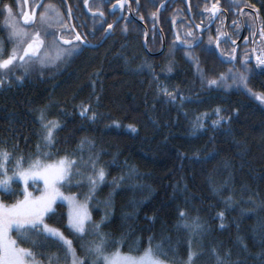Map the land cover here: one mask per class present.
<instances>
[{"label":"trees","instance_id":"obj_1","mask_svg":"<svg viewBox=\"0 0 264 264\" xmlns=\"http://www.w3.org/2000/svg\"><path fill=\"white\" fill-rule=\"evenodd\" d=\"M40 1L29 3L34 8ZM160 1L131 0L138 12L128 22L116 25L98 49L55 52L52 61L42 64L39 57L27 63L28 59L23 67L17 60L0 87V151L10 153V166L17 156L24 157V167L37 159H97L106 180L96 192L93 220L100 223V204H105L111 194L112 216L101 230L109 241L123 236V253L129 247L147 248L152 237L153 247L159 244L169 251L171 246L186 259L189 233L176 227L178 213L183 211L186 216H199L207 228L203 236L192 238L193 250L202 254L200 264H215V257L210 255L213 247L217 251L231 249L233 259L239 256L247 264H259L256 254L264 248V100L257 97L264 96V73H257L244 57L223 62L219 54L229 62L226 58L233 55V47L223 43L218 50L214 30L203 41L191 32L189 18L197 21L196 15L212 0H186L184 13L175 5L158 15ZM214 2L230 14L253 9L264 26V0ZM20 12L14 5L11 18L0 14V44L5 57L15 39L10 23L23 27ZM97 28L100 43L106 30L101 24ZM33 36H26L22 50ZM164 36L167 43L163 55H149L162 51ZM48 38L50 51L53 41ZM54 45L62 49L59 43ZM241 75L246 77L247 86L241 82ZM210 80L217 83L210 85ZM82 106L88 109L84 116L80 114ZM217 109L225 119L219 118ZM42 111L46 119L60 124L53 134L55 143L47 148L41 140ZM93 112L95 120L87 118ZM197 121L202 127L194 130ZM37 144L41 145L39 152ZM130 169L134 172L131 178ZM23 189L20 183H13L14 194L0 191V201L18 203L25 198ZM87 190L86 184L62 189L73 195H83ZM40 193L35 188L31 197ZM229 197L233 203L226 204ZM56 207L55 220L45 219L72 240L77 255L90 264L91 257L86 258L84 250L94 238L74 233L67 227V207ZM221 211L223 221L217 216ZM14 236L17 245L31 249L43 264L48 256H52L53 264H57L56 257L64 264V251L51 241L33 237L43 244L34 247L22 243L16 231ZM239 239L251 255L243 251Z\"/></svg>","mask_w":264,"mask_h":264},{"label":"snow or ice","instance_id":"obj_2","mask_svg":"<svg viewBox=\"0 0 264 264\" xmlns=\"http://www.w3.org/2000/svg\"><path fill=\"white\" fill-rule=\"evenodd\" d=\"M26 3V0H23ZM126 0H117V3L123 7ZM139 3V0H136ZM87 3V0H85ZM14 5L16 8L21 9L20 15L23 16L25 23H28L30 20L35 23L34 15L30 17L28 13L22 11L21 0H13V3H6L4 0H0V14L6 13L9 18L13 16ZM36 8H40L41 4L36 3L34 5ZM116 7V4L113 5V8ZM163 7V5H161ZM254 7V5L252 6ZM206 11H209L215 15L219 8L217 4H213L210 8L205 7ZM46 11V10H45ZM91 11V9H89ZM71 9L69 8V14ZM101 17L103 13H100ZM155 15V14H153ZM46 17L41 16V20H44ZM233 23H236L233 20ZM65 27H67L65 25ZM109 28L112 25H108ZM13 31L12 35H19V31L16 29L15 25H12ZM264 34V30H262ZM47 35V33H46ZM53 40V43H57L59 40H63L64 44L72 45L70 49H64L66 52L75 51L79 45L73 44L72 39H65L63 35L57 36L56 33L50 34ZM69 36L74 35L76 41H80L81 35L78 32H73L69 29ZM191 35V33H189ZM227 42V41H226ZM234 44L235 41L233 40ZM44 44V41L41 39L40 32L37 30L34 33V36L30 43L27 44V47L22 50V54L17 53L14 48L11 53L4 58L2 44H0V70H8L17 60H19L20 67H23L26 63L25 58L28 57L29 60L27 63H30L33 57L39 55V49ZM219 42L217 41V47ZM259 64H264V58H257ZM42 64L44 61H40ZM171 71V69H169ZM8 76L7 71L4 72V76L0 77V87H3ZM17 79H22V77H17ZM241 82L247 86V79L243 75L240 77ZM216 80H210L209 84H216ZM164 93L171 97V100L175 99V96L172 93H169L166 89H163ZM251 91V89H249ZM253 95H255L253 93ZM258 99L264 100V96H258ZM88 112L87 108L82 106L81 115L84 116ZM217 115L219 116L220 110H216ZM90 119L95 120L96 115L93 112L89 117ZM221 120L225 119L224 116H219ZM40 121L43 128V133L41 134V140L44 143V147L47 148L51 144L55 143L54 141V132L57 128L60 127L58 121L48 120L44 112L40 114ZM218 123V121H217ZM129 127H132L131 125ZM202 125L197 121L193 128L194 130ZM132 131H135V128L132 127ZM25 143H27V138H25ZM83 141L81 145H83ZM18 147V146H17ZM41 145L37 144L36 148L39 152ZM10 153L6 150L0 151V175L7 174V162L9 159ZM76 167L77 171L79 166L76 163V160L70 159L68 156H65L63 159L59 160L56 164H41L37 159L35 161H29L28 167H24V157L17 156L13 159V167L15 168L14 175L18 176L24 181V193L25 198L18 203L12 205L11 207H5L0 205V264H41L40 260L36 259V253L31 249H26L17 245L16 240L12 239L8 235L12 229H15L17 234L21 237V242H29L34 247H42V243H38L33 237H42L43 242L53 243L56 247L61 248L65 253L64 264H68V257H71V264H85V260L79 258L76 255L75 248L72 247V240L68 239L64 233L53 224H50L45 218L48 217L49 220H55L57 216V200L66 201L69 205V214H68V225L74 233L83 236L87 229L94 234L95 239L92 241L91 245L86 249V258L88 255H91V264H165V261L168 264H200L202 260V254L196 250H193V239L194 237H201L207 232L205 224L202 222L199 216L191 217L186 216L183 211L178 213L180 222L176 225L177 229L184 228L188 230L189 240L188 251L186 253V259L181 258L177 251L173 248H169V251H165L161 245L157 244L155 247L152 245V237L148 238V247L139 248V247H129L127 253H122L120 251L121 247H124L123 236L120 240H111L107 239L106 234L101 230L100 225L108 220L110 212H105V215L101 218L100 223L91 222V214L88 211V202L93 200L97 189L101 184L105 182V170L103 167L97 168L96 164L93 162L91 164L92 171L94 175H88L87 179V192L84 194V203H79L76 201L75 196L65 195L60 191V186L70 189L73 179V168ZM134 175L133 170L130 169V175ZM121 180L124 177L120 178ZM8 180H0V189H3L6 193H12L11 188L9 187ZM32 180L35 185L38 181L42 180L44 183V193L37 197L31 198V193H28V181ZM80 181L77 180V183ZM116 186V182L113 181V187ZM111 194L109 199L106 200L105 208H111ZM226 204H231L233 201L229 199L225 202ZM218 218L223 221L224 212L221 211L217 214ZM220 227L223 228L224 224L221 222ZM199 244V240L196 241ZM241 248L245 253L251 255L250 250L247 248V245L243 243L242 239H239ZM264 243V241H262ZM135 253V254H133ZM142 253V254H141ZM210 255L215 257V264H247L246 259H240L237 256L236 259H233V253L231 249H225L223 251H217L216 247L211 248ZM259 260V264H264V248L261 252L256 254ZM164 256L165 259L161 260L159 257ZM57 264H60V258L56 257ZM46 264H53L52 256H48Z\"/></svg>","mask_w":264,"mask_h":264},{"label":"flooded vegetation","instance_id":"obj_3","mask_svg":"<svg viewBox=\"0 0 264 264\" xmlns=\"http://www.w3.org/2000/svg\"><path fill=\"white\" fill-rule=\"evenodd\" d=\"M12 1V0H8ZM23 1V0H22ZM42 1V0H41ZM40 1V2H41ZM46 1V0H45ZM44 1V2H45ZM54 2H57L58 4V9L60 10V7L65 11L64 18L66 19L67 17V23L62 24L60 27L66 28V33L64 34L65 39H72L73 42L76 40L74 39L73 36H69L68 32L69 29H71L73 32H78L81 35V40L76 43V45H79L78 48H86L89 51H93L92 48L97 47L102 44V42L107 38L109 35V31L113 29L115 24L121 19V22L117 24L120 25L122 23L128 22L129 18L132 16L134 17V14L138 11H136V8H134V4L131 2V0H126L127 5L124 8H116L117 5V0H93L89 6V11L91 14H99L92 16L90 13L87 12L85 6V0H71L70 1L64 0L62 2H59V0H53ZM189 1V0H188ZM39 2V3H40ZM63 2H70V7H71V15L68 14L67 11V6ZM88 2V0H87ZM165 3L166 6L164 8H174L175 5L179 6V9L184 13L185 6H187L186 0H161L159 9L160 11L161 5H164ZM220 3V2H219ZM81 4V5H80ZM116 4V7L113 8V5ZM217 4L214 2V0L211 1L209 4V8L213 5ZM219 10H222L224 13L219 16V18L214 22L215 17L213 13L204 10L201 14H197V21L194 18H189V22L187 23V26L192 29V33L194 35H198V37L203 41L205 37H208V34L212 33V30L215 31V34H217L216 41L218 40H224L223 43H229L233 47V55L229 56L226 58L227 60L229 59L230 61H233L236 58V62L238 61V57H244L247 61L253 60V58L256 61L257 64V73H264V64L259 65L256 58H257V52L258 48L260 49L261 53L264 55V34H262V30H264L263 23L261 22L260 17L258 16V13L255 15L253 12H245L243 16L240 14H237L236 12H228V10L222 9L220 4H217ZM34 7L32 11L35 9ZM162 8V9H164ZM161 9V10H162ZM115 10V13L113 12ZM103 13V16L101 17L100 13ZM63 13V12H62ZM252 14L253 16V21L255 24V31L253 33V30L250 25H246L244 18H246L245 15ZM66 14V15H65ZM193 14V13H192ZM191 14V16H192ZM113 17L110 18V17ZM243 19V20H242ZM138 23L140 22L139 20L135 19ZM233 20L236 21V23H233ZM214 23V24H213ZM101 24L102 26H105V35H103V39L100 43H97V41L100 39L99 36V30L97 26ZM112 25L111 28L108 27V25ZM143 24V23H142ZM212 25V27L209 29V27ZM65 25L67 27H65ZM144 25V24H143ZM147 28V27H146ZM148 29V28H147ZM205 30L208 29L204 34H201L199 30ZM148 32V30H147ZM197 33V34H196ZM161 34V33H160ZM222 34V36H221ZM211 35L210 37H213ZM198 38L197 41H200ZM163 47L162 50L165 46L166 50V43L167 40L165 36L163 37ZM235 41V43L240 42V45L237 47L233 46L232 41ZM45 41V40H44ZM218 41V42H219ZM227 41V42H226ZM46 43V42H45ZM222 43V44H223ZM216 44V43H215ZM221 45V44H220ZM46 46V45H45ZM65 48V46H63ZM220 48V46H219ZM162 51L159 53L153 54L154 56L157 54H160ZM165 52V51H164ZM232 53V52H231ZM241 54V55H239ZM253 63V62H252ZM254 65V63H253Z\"/></svg>","mask_w":264,"mask_h":264},{"label":"rangeland","instance_id":"obj_4","mask_svg":"<svg viewBox=\"0 0 264 264\" xmlns=\"http://www.w3.org/2000/svg\"><path fill=\"white\" fill-rule=\"evenodd\" d=\"M39 1V0H38ZM45 1V0H44ZM49 0H47V2L45 1L44 3H43V5H42V7H41V9H40V11H42V9H43V11L39 14L38 13V15H37V19H36V25L34 26V27H32V28H28L29 30H26V29H24L23 27H16V29L19 31V35H16V36H14V41H12V43H13V47H12V49H11V51L15 48L16 49V51H17V53H18V55L19 54H21V44H22V42L25 40V38H26V36L28 35V36H32V35H34V33L37 31V30H39V32H40V36H41V38L43 39V40H45V49H44V51H43V53H41L40 54V60H42V61H44V62H49V61H52L53 60V58H55V55H54V53L55 52H57V53H61V54H66V53H68V52H66V51H64V50H62V49H70V48H72V47H63V46H61L62 47V49H60V48H58L56 45H54L53 43V45L51 44V48L52 49H50V51H48V43H47V41L49 40V38L47 39V36L48 37H51V33H56V35L57 36H60V35H63L64 36V34L66 33V28H64V27H60L62 24H66L67 23V17H66V19L64 18V15H62V14H64L65 13V11H63V9L60 7V10L61 11H59V9H58V4H57V2H53V0H52V2H48ZM62 1H64V0H59V2H62ZM67 7V11H68V14H69V8L71 9V7H70V5H69V3L67 2H63ZM222 9H224V10H228V9H225V8H223L222 7ZM46 10V11H45ZM243 11H247V12H253L254 13V10L253 9H250V8H244V9H240V10H235V11H233V12H236L237 14H241V12H243ZM63 12V13H62ZM228 12H230V11H228ZM72 13V12H71ZM71 13L69 14V15H71ZM45 16L46 18L44 19V20H41V16ZM66 15V14H65ZM246 16V18H244V20H245V23H246V25H250L251 26V28H252V30H253V33H254V29L256 28L255 27V24H254V21H253V16H252V14L250 13V14H248V15H245ZM243 20V19H242ZM10 27H11V29H12V31H13V28H12V24L10 23ZM46 33H47V35H46ZM221 36H222V34H221ZM52 38V37H51ZM108 38V37H107ZM107 38L104 40V41H106L107 40ZM200 40V39H199ZM53 41V40H52ZM60 41V40H59ZM104 41L102 42V43H104ZM57 44V43H56ZM21 49V50H20ZM78 49V48H77ZM11 51H10V53H11ZM9 53V54H10ZM3 54V56H4V53H2ZM258 57H260V58H264V55L261 53V51H260V49L258 48V52H257V58ZM4 58H7V57H5L4 56ZM255 58V57H254ZM257 58H256V60H257ZM17 62V61H16ZM16 62L12 65V66H10V68L8 69V70H0V77H3L4 76V72L5 71H7V73L11 70V68L13 67V66H15L16 65ZM257 62H258V60H257ZM259 64V63H258ZM259 65H261V64H259ZM256 67H257V64H256ZM48 159V158H47ZM59 160H61V159H53V160H46V159H44V160H40V163L41 164H56ZM95 163L96 164V166H97V168H99V167H101L100 165H99V163H98V160L97 159H94V158H90L89 157V159H87V160H84V159H80V160H78V161H76V163H77V165L79 166V169H78V171H77V169H76V167L74 166V168H73V176L75 177V179H73V181H72V184H71V186H70V189H72V188H74V187H78L79 185H81V184H86L87 185V179H86V177L88 176V175H94V173H93V171H92V168H91V164L92 163ZM6 167H7V174L6 175H0L1 177H0V180H8V178L9 177H11V180L9 181V187L11 188L12 187V185H13V183H20L21 185H23V187H24V181L22 180V179H20L18 176H16V175H14V172H15V168L13 167V166H10V165H8V163H7V165H6ZM28 167V166H27ZM27 167H25V168H27ZM77 180H79L80 182L79 183H77ZM105 180H106V175H105ZM104 184V183H103ZM103 184H101L100 186H99V188L103 185ZM32 185V186H31ZM33 187V189L32 190H29V187ZM35 188L37 189V190H41V193L38 195V196H35V197H31V198H37V197H39V196H41L43 193H44V183H43V181L42 180H40V181H38L35 185L33 184V181L32 180H29L28 181V193H31V195L34 193V191H35ZM98 188V189H99ZM62 189H69V188H66V187H63V186H60V191L61 192H63L62 191ZM97 189V190H98ZM0 191H2V192H5L3 189H0ZM65 195H73V194H68V193H65V192H63ZM25 195H27L26 193H25ZM73 196H75V198H76V201L77 202H79V203H84V194L83 195H73ZM96 195H95V197H94V199L93 200H91V201H89L88 202V205H87V207H88V211L90 212V214H91V221L89 222V223H91V222H95L94 220H93V212L94 211H96ZM57 204H64L66 207H67V214H69V211H70V209H69V205H68V203L66 202V201H61V200H57V202H56V205ZM0 205H4L6 208L7 207H11L12 205H7V204H4V203H2L1 201H0ZM14 205V204H13ZM100 206H101V210H100V212H102V217L105 215V212L107 211V212H110L111 214H110V216H109V218H108V220H106L103 224H101L100 225V227H102L103 225H105V224H107L109 221H110V219H111V216H112V211H111V208L110 209H106L105 208V204H100ZM95 223H97V222H95ZM99 223V222H98ZM16 230L15 229H12V231L8 234V235H10L11 236V238L12 239H14V240H16V242H17V238L14 236V232H15ZM84 236H85V238H86V236L87 237H89V236H91V237H93L94 239H95V236H94V234L93 233H91L88 229H87V226H86V232H85V234H84ZM18 238H19V236H18ZM93 241V240H92ZM92 243V242H91ZM91 243H88L87 242V248L91 245ZM72 247H73V245H72ZM74 248V247H73ZM121 251V250H120ZM84 252L86 253V250H84ZM122 252V251H121ZM123 253V252H122ZM76 255H77V252H76ZM78 256V255H77ZM79 257V256H78ZM88 257V256H87ZM90 257H91V255H90ZM80 258V257H79ZM37 259V258H36ZM82 259V258H81ZM38 260V259H37ZM69 264H71V257H70V259H69ZM90 262V264H91V260L89 261ZM41 264H43L42 262H41ZM165 264H168L167 262H165Z\"/></svg>","mask_w":264,"mask_h":264},{"label":"water","instance_id":"obj_5","mask_svg":"<svg viewBox=\"0 0 264 264\" xmlns=\"http://www.w3.org/2000/svg\"><path fill=\"white\" fill-rule=\"evenodd\" d=\"M91 1H92V0H88V2L86 3V6H85V8H86V10H87L88 13H90V12H89V5H90ZM43 3H44V1H42V2L40 3V4H41V7H42ZM166 4H167V3H165V4L163 5V7L160 8V11H161L162 8H164V7L166 6ZM126 5H127V3L125 2L124 5H123V7H121L120 4H119V5H117L116 8H120V7H121V8H124ZM41 7H40V8H35L33 11H31V8H30V5H29V2H28V0H26V3H25V12L28 13V15H29L30 17H32V16L34 15V17H35V23H33L31 20H30L28 23H25V21H24V19H23V17H22V25H23L25 28H32V27H34V26L36 25L37 15H38L39 10L41 9ZM160 11L158 12V15L160 14ZM113 12L115 13V10H113ZM223 13H224V12H223L222 10H219V11L214 15V17H215L214 22H216V20L219 18V16H220L221 14H223ZM243 13H244V11L241 12V16H243ZM90 14H91V13H90ZM91 15H92V16H95V15H99V14H91ZM120 22H121V19H119V21L115 24V26H116L118 23H120ZM213 24H214V23H213ZM213 24H211V26L209 27V29L212 27ZM115 26H114V28H115ZM114 28H113V29H114ZM206 31H208V29H205V30H203V29H202V30H199V32H200L201 34H204ZM111 33H112V29H111V31H110V33H109V36H110ZM148 40H149V33L147 32V39H146V42H145V48H147ZM104 42H105V41H104ZM179 42L181 43V41H179ZM223 42H224V40L219 41V46H220V44H222ZM60 43H62L63 45H65V46H67V47L71 46V45H68V44H64L62 40H60ZM238 45H240V42H238V43H234V44H233L234 47H237ZM100 46H101V45H100ZM100 46H98V47H96V48H94V49H98ZM219 46L217 47L218 50H219ZM26 47H27V46H26ZM43 48H44V44H43V46L40 47V49H39V55H38L37 57H33L32 59H37V58H39L40 54H41L42 51H43ZM164 51H165V46H164L162 52H161L160 54L155 55L154 57H160V56H162L163 53H164ZM148 53H149V52H148ZM149 55H151V54L149 53ZM151 56H152V55H151ZM219 58H220L223 62H226V63H231V62H232V61H229V62L226 61V60L223 58V56H222L221 54H219ZM27 59H29V58L26 57L25 60H27ZM252 62L254 63L255 68H257V67H256V61H255L254 58H253Z\"/></svg>","mask_w":264,"mask_h":264}]
</instances>
